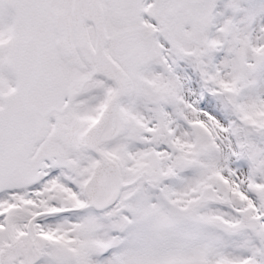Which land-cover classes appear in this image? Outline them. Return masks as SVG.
<instances>
[{
  "label": "snow or ice",
  "instance_id": "1",
  "mask_svg": "<svg viewBox=\"0 0 264 264\" xmlns=\"http://www.w3.org/2000/svg\"><path fill=\"white\" fill-rule=\"evenodd\" d=\"M0 264H264V0H0Z\"/></svg>",
  "mask_w": 264,
  "mask_h": 264
}]
</instances>
